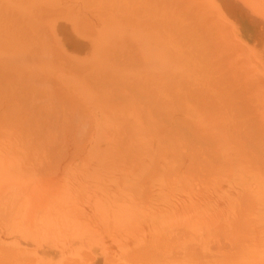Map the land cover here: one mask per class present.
<instances>
[{
	"label": "bare ground",
	"instance_id": "1",
	"mask_svg": "<svg viewBox=\"0 0 264 264\" xmlns=\"http://www.w3.org/2000/svg\"><path fill=\"white\" fill-rule=\"evenodd\" d=\"M71 1L0 0V264L57 221L75 233L87 205L110 245L142 228L126 259L264 264V107L241 61L189 0ZM63 30L91 36L92 61L56 51ZM71 148L91 164L46 182Z\"/></svg>",
	"mask_w": 264,
	"mask_h": 264
},
{
	"label": "rangeland",
	"instance_id": "2",
	"mask_svg": "<svg viewBox=\"0 0 264 264\" xmlns=\"http://www.w3.org/2000/svg\"><path fill=\"white\" fill-rule=\"evenodd\" d=\"M73 1H71V3ZM260 1L259 0H189L192 7H195L198 10V12H197V13H199L198 15L200 17H202L204 20V23L201 25L203 26L205 24V20H206V23L207 22L210 23V24L209 23L205 24L206 27L208 26L207 28H210L209 26H211L210 29H212L213 27L216 28L215 30H217V32L214 30L215 37L217 35H219L216 37V39L219 37L221 39V41H219V39H217V44L220 46V44L223 43V47L225 46L224 51H222L223 49L220 46V50L222 52L221 56L223 55V53L226 55L230 51L229 54L232 53V56H236L238 58L237 60H240L242 62V63L239 62L240 64H238L239 65L238 67L241 70H239V73H238L237 72L238 68H237L236 73H237V76L238 75L241 77L244 76V78L240 79V82H242L243 80L246 81V79L249 77L247 79V82L245 83L243 81L242 84H244V83H245L244 85H246L247 83L250 84V85H246V87H244V86L243 87L247 88V90L250 88L248 94L249 95L251 94L252 97L257 95L256 96V97H258L257 99H260V100H256V97H254L255 100H253L254 101L253 105H255L257 103L258 104L263 103V105H259V106L264 107V0H260ZM79 2L78 1L76 2L77 5ZM74 3H75V1H74ZM74 3H72V4L74 5ZM74 6H76V5H74ZM82 9H83V11L86 10V8H81V11H82ZM87 9H88V11L92 10L91 8H88V6H87ZM84 12H85L86 17H87L89 12H87V10ZM90 14L87 18H85V21L87 19L86 22H89L88 20H90L92 18ZM94 19L91 22H95ZM219 32H220V34H219ZM62 33H63V40H61L59 38L60 41H59V43H57L58 48L56 51L65 55L72 62H79V61L80 62H84V61L86 62V60L92 61V58H94L95 54L97 53V49L95 48L94 44L92 43L91 36H89V37L88 36H78V35L72 34L73 39H71V37L69 36L71 34L70 32L67 31V33H66V30H63ZM223 38L226 41H224ZM232 39L235 43L232 41ZM63 43H65V45ZM188 49L189 48L187 47V49L185 51H190ZM227 49H228V51H227ZM185 51H183V52L185 53ZM186 53H185V56L188 55V56H186L187 57L186 61L188 63H190V61H188L187 59H189V55H192V56H190V57H192V59H190V60L192 61L193 58L196 57L194 59V61L196 60L195 64H198L197 59L199 56H197L194 51H193V53L191 52V54L190 53L186 54ZM178 54H179V57H180V55H182L180 53H178ZM194 54H195V57L193 56ZM174 56H176V54H173V57ZM223 56H222V58H223ZM179 57L176 59H179ZM241 58H242V60H241ZM203 59H204L203 62H205V60L207 58L203 57ZM179 61H181L180 64L186 68H190L188 66L192 65L194 63L193 61H192V64L191 63L190 64L185 63L186 62L185 58L183 61L184 63L182 62L181 59H179ZM195 64L192 65L191 71H192L193 66H195V67L197 66ZM195 67L193 68V70L196 69ZM240 72L242 74H240ZM36 74H37V72H36ZM40 74H42L41 71L39 72V75ZM251 78H253V79H251ZM260 78H261V80H258ZM249 79H251V81L253 80L251 82L252 84L255 81V83L252 86L253 88L250 87L252 84L250 82H248ZM256 80H258V81H256ZM256 82H259V83H256ZM5 85H7V84H5ZM256 85H258V86H256ZM239 86H241V84H239ZM238 88L239 87L237 86V91H239ZM254 88H257V89H254ZM252 89H254V90H252ZM250 90L252 93L250 92ZM257 90H259V91L257 92ZM7 91H8V88H7ZM229 91L232 92L233 89H232V91H231V89ZM242 92L240 91V93H242ZM244 94H247V93H244ZM249 108H250V104H249ZM262 110L264 111V108ZM259 113H256V115L260 116ZM262 115L264 117V112ZM257 119L258 118L256 117V119L254 121L255 123H252L249 120L250 121L249 124L252 127V128L250 127V130H251L250 134L253 132V134H251L252 138H254L253 135H256L255 134V131H257L256 125L258 126V124L256 123ZM251 124H253L255 126V128H253V125H251ZM252 130H255V131H252ZM247 132L249 133L248 130H247ZM70 143H71V140H70ZM72 150H73V148H71V151H68V150H66V152L63 151L65 154L68 151V153L66 155L62 152L63 156L60 155L61 153L58 154V156H61L59 159L56 160L59 165L57 164L58 167H56V166L55 167L58 168V170H54V173H53V171H51L53 175H51V173H49L50 175L48 176L47 172H49V171H44L45 174L47 175V176H45L46 178L44 177V179H46V182L48 179L49 184L54 183L53 181H56L57 179H59V177H61L60 175L64 174L66 172L67 168L69 169L71 167H74V166H70V165H75V166L81 168V167H84L86 165V163H87V165L91 164L90 161H88V158H86L85 161H83L84 163L83 162L80 163L81 161L74 162L76 160H80L79 159L80 156H78V154H77L78 151L76 153L74 151V153H73ZM70 152H72V154H70ZM262 152H264V151H262ZM73 154H74V156H73ZM76 155H77V157H76ZM64 156H66V157L64 158ZM67 156L70 159L72 158V160L70 161V159L67 158ZM67 159H69V161H70L69 163L67 162ZM65 161L67 162V164L65 163ZM65 164H66V166H65ZM55 171H56V173H55ZM44 172L42 173L43 175H45ZM36 176H41V175L38 174ZM42 176L39 177L38 179L41 180V178H43ZM49 180H51V181H49ZM38 183H44V181H41ZM112 188L116 189V186L113 184ZM84 208H85V210L87 209L86 212H85ZM84 208L78 207V209H77V212L81 215L82 220H81L80 225L76 224L77 229H76L75 233L67 232V230L65 231L64 229L67 228L68 225H65V223H63L62 221H60V222L57 221L58 223H56V224H57V226H60V228L52 234L47 233L46 236H48V235L51 236V237H49V239H47V241H41L39 238L42 236L40 234H38L37 238L40 240V242L38 241V242H35L34 244H28L27 246L22 244L23 245L22 247H29L27 249L30 252L29 254H27L29 256L22 254L21 251L18 252L17 254H15L16 255L15 257H18V259L20 261H18V259H17L14 264H16V262H17V264H19V263H21V264H30V263L31 264H69V262H70V264H106L107 262H110L109 261L110 257L113 258L112 260H114V259L117 260V259H119V257L121 258V261H116V262L111 261L110 264H154V262H151L150 259L145 258L147 261L143 260L144 256L142 257L143 259L142 258L140 259L141 255L139 256V258L136 257L134 259H126L124 257V255L132 248V246L141 240V238L143 236V232L141 231L142 230L141 227L138 229V230H140L139 233H137V231H134L135 234L134 233L131 234V236L133 235L132 238H134V239L131 238L128 241V243L126 242V243H120L121 245H110V242H112L113 240H107V239H104V237H101L102 234H103V236H106V237L110 236L109 231L108 232H102L99 234L100 230L96 231L92 226L93 224L91 221H94L93 218L97 217L96 214L95 215L93 214V210H91V209H93V207L91 205H87ZM83 212H85V213L88 212V213L82 214ZM86 215H88L89 219L92 218L93 220L91 219V221L90 220L87 221L88 219H87ZM42 216L43 215L39 213V214L35 215L34 219H37V218L40 219V218H42ZM43 220L46 221L45 219H43ZM68 220H69L68 222H73V220L70 218ZM89 222H91V223H89ZM34 223L40 224L39 221H37V220H34ZM77 233H78V235H77ZM2 240H4V239H2ZM10 240L11 239H8V241H10ZM84 242H85V244H84ZM75 250H77V251H75ZM84 251H87L88 253L84 252ZM113 253H115L116 255ZM88 255H90V256H88ZM85 257H86V259H85ZM91 257H92V259L89 260V258H91ZM106 257L108 258V261H107ZM145 257H147V256H145ZM68 258H70V259H68ZM148 258H149V256H148ZM72 259H74V260H72ZM139 259H140V261H138Z\"/></svg>",
	"mask_w": 264,
	"mask_h": 264
}]
</instances>
